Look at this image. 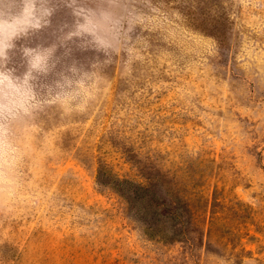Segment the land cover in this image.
Returning <instances> with one entry per match:
<instances>
[{"label": "rangeland", "instance_id": "rangeland-1", "mask_svg": "<svg viewBox=\"0 0 264 264\" xmlns=\"http://www.w3.org/2000/svg\"><path fill=\"white\" fill-rule=\"evenodd\" d=\"M0 264H264V0H0Z\"/></svg>", "mask_w": 264, "mask_h": 264}, {"label": "trees", "instance_id": "trees-1", "mask_svg": "<svg viewBox=\"0 0 264 264\" xmlns=\"http://www.w3.org/2000/svg\"><path fill=\"white\" fill-rule=\"evenodd\" d=\"M99 183H103V181L99 180ZM115 186L117 187V190L121 193V195H125V197L129 199V201L132 200V196H130V193L139 195L141 199L147 200L149 208L152 209L151 214L154 217L150 221L153 226L158 227L157 231H160V227H162V225H167V230L174 231L172 235H176V238H181V235H183L184 227L189 223L191 213L190 211H182L180 204L177 202V193H171V196L173 195L172 197L174 201H172L173 206H170L159 202V199L157 196H155V194L149 195L146 192L147 190L142 186H136L135 189H133V185L129 181H117L115 183ZM185 212L189 214L188 218L184 216ZM148 229L152 230L153 228L152 226H147V230Z\"/></svg>", "mask_w": 264, "mask_h": 264}, {"label": "clouds", "instance_id": "clouds-1", "mask_svg": "<svg viewBox=\"0 0 264 264\" xmlns=\"http://www.w3.org/2000/svg\"><path fill=\"white\" fill-rule=\"evenodd\" d=\"M5 163H6V161H5Z\"/></svg>", "mask_w": 264, "mask_h": 264}]
</instances>
